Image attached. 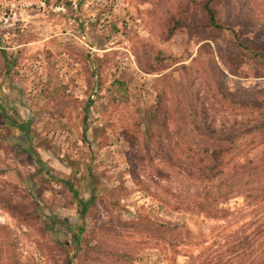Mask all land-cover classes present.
Instances as JSON below:
<instances>
[{
  "label": "rangeland",
  "instance_id": "1",
  "mask_svg": "<svg viewBox=\"0 0 264 264\" xmlns=\"http://www.w3.org/2000/svg\"><path fill=\"white\" fill-rule=\"evenodd\" d=\"M204 1L0 0V264L250 259L264 61L207 26ZM209 7L264 57V0ZM61 180L91 199L82 219Z\"/></svg>",
  "mask_w": 264,
  "mask_h": 264
},
{
  "label": "trees",
  "instance_id": "2",
  "mask_svg": "<svg viewBox=\"0 0 264 264\" xmlns=\"http://www.w3.org/2000/svg\"><path fill=\"white\" fill-rule=\"evenodd\" d=\"M211 0H205L202 4V9L205 12L206 15V24L207 26L218 29V30H224L228 31L230 34V37L228 38V42L230 43L233 50L238 54L242 56H246L249 58L252 57H261V59L264 61V57L262 58L259 50L257 49H251L249 46L242 43L238 37L236 36L233 28L227 27L222 25L221 23L217 22L215 19V15L213 13V10L209 7V3ZM183 25V19L182 18H175L172 20V25L168 27L167 29V36L172 34V31L175 28L181 27ZM185 25V23H184ZM13 126H15L19 131H23L25 129V126L23 123L15 122L14 120L10 121ZM260 127H262V130L264 131V122L260 124ZM259 130V129H258ZM229 151V147L216 149L214 150V154L218 156H225L227 152ZM216 158L212 159L215 161ZM213 165H217V163H212ZM219 164V163H218ZM210 166V170H213L215 166ZM222 172V168L220 167V170L218 173ZM62 183L66 186L68 191L71 194L72 200L76 205V213L80 219L83 218L86 209L91 202V199H86L81 197L77 190L73 187L71 181L69 180H61ZM230 186V184H226V187ZM231 190V189H230ZM226 190V191H230ZM221 197H224L221 196ZM224 199V198H223ZM195 212L202 213L206 217L209 218H216L218 217L214 212H209L208 208L203 209V206L197 204ZM253 222L250 223V225ZM264 238V222L260 223L258 228L256 227L250 234H245L243 237H241L238 240V247L240 249L239 251V257L241 256H247L248 260H245V264H264V248L261 246L260 241ZM260 247V248H259Z\"/></svg>",
  "mask_w": 264,
  "mask_h": 264
}]
</instances>
